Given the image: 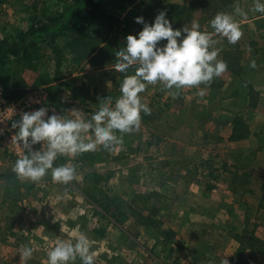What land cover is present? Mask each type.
I'll return each mask as SVG.
<instances>
[{
    "label": "rangeland",
    "instance_id": "374dc122",
    "mask_svg": "<svg viewBox=\"0 0 264 264\" xmlns=\"http://www.w3.org/2000/svg\"><path fill=\"white\" fill-rule=\"evenodd\" d=\"M238 1L191 0L190 4L194 7L192 14L197 15L199 12L228 13ZM71 2L0 0V39L25 30L33 21L59 15ZM162 7V0H102L98 21L110 28L98 32L107 35V45L100 53L90 58L77 47L68 46L55 56L50 48L40 46L35 55L36 71L17 72L11 59L7 65L11 75L0 82V87L21 95L29 88L41 87L36 83H42L45 75L58 82L68 74H77L72 80L63 81L64 84L84 83L90 87L98 84L106 98L116 101L121 95L125 74L115 71L111 62L116 52L126 47V37L138 36L142 31L143 25L135 19L143 17L146 23L152 24L163 11ZM193 22L196 19L190 16L185 26H192ZM182 24L177 23L178 29ZM63 41L57 43L58 48L65 46ZM166 43L161 41L158 46ZM55 59L60 61L58 67ZM132 71L133 68H129L127 75H132ZM11 82L21 88L13 90ZM53 92L51 89L49 95ZM167 151L174 156L169 165H162L169 170L168 175L165 176L167 170L163 169L151 184L138 188H134L133 183L126 188L121 186L120 198H113L112 192L105 191L110 178L107 171L94 175L89 188L81 186L80 180L68 185L58 184L55 193L67 192L68 196L61 199L62 211L56 214L61 226L57 236L73 243L80 233L86 234L89 240L95 239L91 247L96 254L95 264H221L224 259L229 264H264L261 259L264 253V157L240 150L232 152L227 162L215 154L190 161L178 159V150ZM230 163H237L234 170ZM189 170L205 185L200 196L195 190L194 197L187 195L188 186L195 180L193 177L187 180ZM223 170L232 173L226 182L222 179ZM181 174H184L182 180ZM220 178L230 189V194L221 198L214 191ZM129 180H134L133 174ZM174 223H178L177 228H168ZM119 232L120 249L116 244ZM153 238L155 243L151 241ZM74 264L82 262L77 257Z\"/></svg>",
    "mask_w": 264,
    "mask_h": 264
},
{
    "label": "crops",
    "instance_id": "0c3cea01",
    "mask_svg": "<svg viewBox=\"0 0 264 264\" xmlns=\"http://www.w3.org/2000/svg\"><path fill=\"white\" fill-rule=\"evenodd\" d=\"M190 3L191 0H162V9L167 13L166 18L173 29H178L177 23H183L179 29L185 27L191 16L199 23L200 31L214 33L210 21L217 13L199 12L194 15V7ZM254 3L255 0L237 2L247 13L246 17L235 15L234 8L228 12L234 15L244 33L238 43L229 44L226 38L214 36L220 40L216 45L221 49L218 59L225 61L228 68L220 77L214 78L210 86L184 88L175 99L169 94L175 89L165 90L160 83L147 86L140 95L142 102L151 109V114L141 113L140 129L124 134L122 147L108 151L98 146L96 151L76 157L60 156L54 165H74L78 178L72 182L80 180V185L88 188L94 175H103L107 171L110 178L105 191L112 192L113 198H120L121 186L126 188L133 183L134 188H138L142 184H151L163 169L167 170L165 176L168 175L169 170L162 167L169 165L171 158H174L168 149L178 150V159L190 161H200L205 156L215 154L227 162L232 152L240 150L264 157V14L252 10ZM260 3H264V0H260ZM186 27L191 28L189 24ZM71 37L72 34L67 33V36L57 40L56 46L62 39L65 45ZM96 54L93 53L90 58ZM253 60L256 68L250 67ZM136 67L138 65L129 67L133 68L132 75ZM102 70L105 69H97L99 72ZM75 76L77 74H68L64 80H53L41 87H45L48 93L54 89L50 93L54 103L51 104L53 113L66 116L69 110L76 108L82 111L86 119H90L106 97L97 87L98 84L91 87L85 84V96L81 101L78 94L81 83L77 86L63 82ZM105 85L108 86V83ZM101 87L104 90V85ZM201 89L205 90L203 96L197 95ZM114 105L115 101L112 100L111 106ZM116 134L121 135L119 132ZM88 136L94 139L91 132ZM16 160L13 153L0 143V264H20L18 250L22 245L34 249L33 257L25 264H46L47 253L57 240H62L60 235L57 236L61 226L56 221V214L62 211L63 203L57 197H64V193H55L58 183L53 182L50 170L38 184L18 179L12 171ZM229 166L234 170L237 163H230ZM189 171L187 180L190 177L195 180L188 186L187 195L194 197L192 192L195 190L200 196L204 193L205 185ZM222 173L225 182L232 176L230 171L223 170ZM131 174L133 181L129 180ZM183 176L181 174L180 180ZM214 191L219 193L217 197L230 194L229 186L221 178ZM178 223L168 228L175 229ZM117 234L116 244L120 249V232ZM90 240L96 241L93 238ZM151 241L156 242L154 238ZM261 259H264V253Z\"/></svg>",
    "mask_w": 264,
    "mask_h": 264
},
{
    "label": "clouds",
    "instance_id": "9594fccd",
    "mask_svg": "<svg viewBox=\"0 0 264 264\" xmlns=\"http://www.w3.org/2000/svg\"><path fill=\"white\" fill-rule=\"evenodd\" d=\"M252 10L264 14V3L255 0ZM234 13L241 17L247 15L239 4L234 6ZM166 16L165 11H160L152 24L146 23L143 17H137L135 22L143 25L142 31L138 36L128 35L126 47L116 52L114 69L125 75L121 95L114 107L111 106V98L107 97L90 119L76 108L69 110L66 116H49L48 110L41 107L33 112H24L19 121L12 123V128L18 129L12 136V143L29 153L18 158L13 166L12 171L18 179L38 184L50 170L54 183L70 184L78 178L77 169L71 164L54 167L57 158L94 152L98 146L108 151L122 147L123 135L140 129L141 113L151 114L140 95L147 86L160 83L165 90L175 89L169 91L175 99L182 89L210 86L214 78L227 71V63L218 59L221 49L216 45L220 40L214 36L226 38L233 45L240 41L244 33L233 14L217 13L210 21L214 33L200 31L198 22H193L191 29L185 26L174 30ZM161 41L167 43L160 47ZM133 65H138L135 74L127 75V70ZM250 67H257L255 60ZM204 94V89L197 92L199 96ZM90 132L94 139L88 136ZM117 132L121 135L117 136ZM37 144L42 145L41 149L33 150ZM67 195L65 192L64 197ZM92 243L84 233L78 235L75 243L57 240L47 253L46 264H74L77 257L82 264H95ZM33 252V248L22 245L18 250L20 264L31 259ZM221 264H229V261L224 259Z\"/></svg>",
    "mask_w": 264,
    "mask_h": 264
},
{
    "label": "trees",
    "instance_id": "16d2710c",
    "mask_svg": "<svg viewBox=\"0 0 264 264\" xmlns=\"http://www.w3.org/2000/svg\"><path fill=\"white\" fill-rule=\"evenodd\" d=\"M102 0H72L70 5L64 9L62 13L56 16L46 17L42 21H33L25 30H19L10 37L0 39V82L5 77L11 75L7 69L8 62L12 59L15 63L17 72H24L25 70L36 71L37 64L35 62V55L40 46H47L51 53L55 56L62 51L63 48L77 47L81 51L91 56L93 53H100L102 48L107 45V35H99L98 32L102 29L110 28L99 23L98 17L101 12ZM110 30V29H108ZM71 33L72 37L65 46L61 49L56 46L58 39L67 36ZM103 44L102 48L100 46ZM116 57L111 64H116ZM55 65L58 67L60 61L55 59ZM53 80L45 75V80L36 83V85H47ZM8 84V83H7ZM13 85V90L21 88L20 85ZM84 84L79 86V99L82 101L85 96ZM35 88V87H34ZM5 91L6 97L17 99L20 95L17 91ZM11 89V90H12ZM51 104L53 103L50 95ZM231 138H234L232 136Z\"/></svg>",
    "mask_w": 264,
    "mask_h": 264
},
{
    "label": "built area",
    "instance_id": "2783aa9c",
    "mask_svg": "<svg viewBox=\"0 0 264 264\" xmlns=\"http://www.w3.org/2000/svg\"><path fill=\"white\" fill-rule=\"evenodd\" d=\"M41 107L48 110L49 116L52 115L50 95L45 87L29 88L17 99L11 100L0 87V143L4 144L17 159L26 155L27 151L22 146L12 143V136L18 131L12 128V123L19 121L24 112H33ZM41 147V144L34 145L33 150H40Z\"/></svg>",
    "mask_w": 264,
    "mask_h": 264
}]
</instances>
